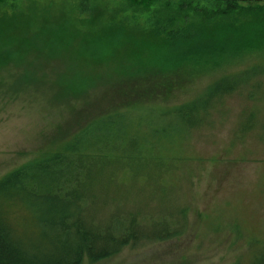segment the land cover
Masks as SVG:
<instances>
[{"label":"trees","instance_id":"obj_1","mask_svg":"<svg viewBox=\"0 0 264 264\" xmlns=\"http://www.w3.org/2000/svg\"><path fill=\"white\" fill-rule=\"evenodd\" d=\"M84 1L79 2L76 14L89 12ZM170 1H164L167 10L203 20L198 30L184 31L187 77L179 78L177 71L165 69L154 78L109 85L102 98L105 111L85 118L84 124L2 176L0 264H96L125 249L172 240L185 230L187 211L174 204L173 182L167 175L178 176L185 162L192 160L185 154L188 138L210 122L211 113L223 101L236 94L255 103L264 99V6L238 0H178L172 7ZM240 16H251L250 29L232 22ZM72 18L62 14L40 32L62 37L77 29L64 24ZM120 29L97 28L88 38ZM23 32L16 30L14 39L1 45L0 52ZM14 48L18 50V45ZM245 61L253 63L235 67ZM172 66L183 68V58ZM198 76L209 78L195 95L172 99L173 91L183 84L187 87ZM59 86L68 97L94 87ZM258 112L259 107L248 110L238 133L253 129ZM164 154H174L172 163ZM146 198L157 201L154 209L148 207ZM259 258L249 264H264Z\"/></svg>","mask_w":264,"mask_h":264},{"label":"rangeland","instance_id":"obj_2","mask_svg":"<svg viewBox=\"0 0 264 264\" xmlns=\"http://www.w3.org/2000/svg\"><path fill=\"white\" fill-rule=\"evenodd\" d=\"M80 1L0 3V46L9 38L13 40L16 30H25L18 41L0 52V178L84 124L85 118L105 111L102 98L109 85L154 78L165 69L177 71L179 78L188 75L184 31L198 30L202 19L167 10L165 0L147 6L132 0H87L89 12L78 15ZM174 1L178 0L170 1L172 7L177 5ZM238 1L264 6V0ZM62 14L71 15L72 21L64 24L77 29L59 38L42 35L40 28L47 22L53 25ZM250 17H236L232 22L237 27L247 26L253 22ZM110 26L121 29L97 35L99 39L96 35L88 38L94 29ZM158 28L162 32H157ZM182 58L183 68L170 67ZM243 63L235 67L246 68L253 62ZM208 78L198 76L187 87L181 85L182 89L173 91L172 99L195 95ZM63 84L94 87L68 97L59 86ZM254 107L260 112L253 129L238 133L242 118ZM210 119L187 140L185 154L192 160L185 162L187 166L178 176L167 175L173 182L174 204L187 211L182 234L125 249L96 264H249L254 257L264 259V99L255 103L238 94L230 96ZM176 154L184 155L182 151ZM164 156L172 163L174 154ZM139 197L143 198L142 194ZM146 199L154 209L157 201Z\"/></svg>","mask_w":264,"mask_h":264}]
</instances>
